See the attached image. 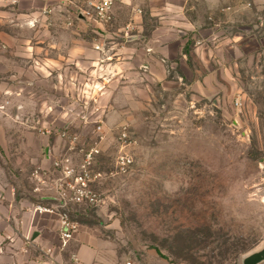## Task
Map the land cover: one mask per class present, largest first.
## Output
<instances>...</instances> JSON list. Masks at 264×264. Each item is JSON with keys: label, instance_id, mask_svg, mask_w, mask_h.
<instances>
[{"label": "rangeland", "instance_id": "1", "mask_svg": "<svg viewBox=\"0 0 264 264\" xmlns=\"http://www.w3.org/2000/svg\"><path fill=\"white\" fill-rule=\"evenodd\" d=\"M73 33V89L40 86L57 94L58 112L73 100L74 117L42 135L74 164L97 144L104 177L92 184L102 201L72 204L71 219L109 239L124 264H243L264 248V0L119 2L112 23L77 20ZM33 119L14 120L5 161L0 149L10 178L32 191L31 160L14 168L19 132L30 149L52 126ZM120 153L133 158L123 174Z\"/></svg>", "mask_w": 264, "mask_h": 264}, {"label": "crops", "instance_id": "2", "mask_svg": "<svg viewBox=\"0 0 264 264\" xmlns=\"http://www.w3.org/2000/svg\"><path fill=\"white\" fill-rule=\"evenodd\" d=\"M63 7L62 0H0V36L5 43L0 50V149L5 155L4 161L13 152L8 138L15 134L14 120L23 123L32 117L45 127H55L54 123L69 122L74 117L73 100L70 103L67 99L66 109L58 112L56 108L61 107L57 94L47 95L40 86L44 79L51 80L52 92L73 89L74 82L70 79L73 71L70 69L77 57L76 42L79 40L73 33L77 21L71 27L62 24L69 14L65 11L61 15L59 11ZM47 8H53V12H45ZM27 28L35 30L27 34ZM17 59L22 65L16 68ZM27 74L42 77L26 80L24 75ZM59 76L64 84L53 80ZM34 95L36 100L33 102ZM31 105L36 113L29 116ZM19 135L21 140L14 153V168L26 170V163L31 160L32 166L35 169L41 167L47 176L40 183V189L35 190L39 184L35 183L32 191L20 180L10 178L0 161V262L124 264L112 242L88 226L79 227L65 249L56 246L60 216L56 211H40L38 206L56 207L60 172L54 162L61 155L72 161V154L57 147L50 135L36 133V145L30 149L25 143L29 132L23 130ZM52 246H56L53 252L47 253V248ZM73 255L77 260L72 258Z\"/></svg>", "mask_w": 264, "mask_h": 264}, {"label": "built area", "instance_id": "3", "mask_svg": "<svg viewBox=\"0 0 264 264\" xmlns=\"http://www.w3.org/2000/svg\"><path fill=\"white\" fill-rule=\"evenodd\" d=\"M133 0H62L63 9L59 12L64 15V12H68L67 19L62 22L66 27H71L77 20H90L96 23L107 25L114 21L115 8L119 2H129ZM47 13H52L53 8H47ZM5 47L0 36V50ZM97 49H101L100 45H97ZM102 126L99 125L98 128ZM58 132L55 127H50L44 130L40 128L41 134ZM63 137H70L66 130L60 133ZM128 137V131L124 127L121 139L126 141ZM75 136L72 140H76ZM101 153V149L95 144L90 149L86 150L85 156L82 162L74 164L68 157H60L54 162V166L59 170L60 175L57 178V204L55 208H48L38 206L40 211L57 212L60 216L59 224V242L56 246L63 250L69 244L73 238L75 232L79 229V223L71 219L70 206L72 204H90L96 205L102 201L99 193L92 188V184L101 180L104 174L101 171H94V165L97 156ZM133 163V158L130 154L120 153L115 159V171L116 173H126L130 169ZM47 173L42 170L41 167H37L34 170L33 175L38 180V186L35 190L40 189V183H43ZM56 246L47 248V253H52ZM1 253V250H0ZM74 260H77L75 255L72 256ZM0 264H2L0 262Z\"/></svg>", "mask_w": 264, "mask_h": 264}, {"label": "water", "instance_id": "4", "mask_svg": "<svg viewBox=\"0 0 264 264\" xmlns=\"http://www.w3.org/2000/svg\"><path fill=\"white\" fill-rule=\"evenodd\" d=\"M263 261H264V248L246 256L243 260V264H259Z\"/></svg>", "mask_w": 264, "mask_h": 264}]
</instances>
